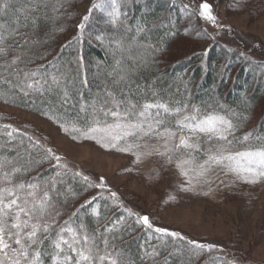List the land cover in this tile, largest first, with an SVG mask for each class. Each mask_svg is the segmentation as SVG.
Here are the masks:
<instances>
[{
    "label": "snow or ice",
    "instance_id": "snow-or-ice-1",
    "mask_svg": "<svg viewBox=\"0 0 264 264\" xmlns=\"http://www.w3.org/2000/svg\"><path fill=\"white\" fill-rule=\"evenodd\" d=\"M141 3L145 13L130 23L132 5ZM68 4L0 0V102L50 122L75 143L130 155L134 167L123 169L130 177L149 163V179L171 173L177 193L207 197L237 183L264 184V125L238 134L246 108L238 112L215 95L198 100L182 77L141 82L174 35L163 17L149 20L148 0H92L75 34L44 48ZM181 11L225 27L207 0H189ZM156 29L167 31L154 44ZM93 42L111 57L110 64L97 61L95 73L84 50ZM168 201L179 203L176 195ZM133 233L135 251L118 243ZM216 248L127 207L103 176L85 175L31 122L0 114V264H195Z\"/></svg>",
    "mask_w": 264,
    "mask_h": 264
},
{
    "label": "rangeland",
    "instance_id": "rangeland-1",
    "mask_svg": "<svg viewBox=\"0 0 264 264\" xmlns=\"http://www.w3.org/2000/svg\"><path fill=\"white\" fill-rule=\"evenodd\" d=\"M177 1L181 9L189 3V0ZM91 2L92 0H85L80 7L81 14H87ZM194 2L199 3L200 0ZM207 2L212 5V11L214 4L216 5L219 23L225 27L218 29L211 24H203V20L197 15L195 19L197 25L194 22L183 24L181 28L183 32H194L198 26L210 33V36L212 34L209 41L184 37L179 39L177 43L187 48V56L199 54L211 41L221 38L245 44L264 57V2L259 0L256 2L207 0ZM181 12L188 15L190 9L189 12ZM169 19L171 23L175 22L174 15ZM228 27L233 36L229 33ZM64 36L69 38L72 34ZM101 48L106 53L105 48L100 46ZM177 59L181 58L177 56L171 61ZM207 63L212 68L211 62ZM253 73L256 85L258 78L256 70H253ZM103 78L102 75L101 79ZM229 89L224 99L228 96ZM0 114L11 115L14 121L31 122L36 134L49 136L52 144L65 154L72 164L79 165L83 172L96 178L103 176L107 184L119 193L129 206L141 214H150L158 226L181 230L197 240L216 243L219 250L223 249L220 252H227L231 260L243 258L244 264H264V184L253 186L237 183L231 189L221 187L207 197L177 193L176 178L171 173L161 171V179H156L155 176L152 179L148 178V170L154 166L151 163L136 166L141 171L130 177L123 171L126 166L134 167L133 158L128 154L105 151L92 142L75 143L63 133H59L50 122L24 109L1 102ZM169 195H176L179 203L169 202Z\"/></svg>",
    "mask_w": 264,
    "mask_h": 264
},
{
    "label": "trees",
    "instance_id": "trees-1",
    "mask_svg": "<svg viewBox=\"0 0 264 264\" xmlns=\"http://www.w3.org/2000/svg\"><path fill=\"white\" fill-rule=\"evenodd\" d=\"M247 1L256 2L258 0ZM259 1L264 2V0ZM84 2L85 0H69V4L66 8L67 15L56 21L55 28L57 31L48 38V43L44 48H56L59 44L65 42L66 39L71 38H66L64 34H75L77 30L75 26L80 22L82 16L85 15L81 14L80 11V7ZM148 7L150 9V12L148 13L149 20H157L158 18L163 17L164 23L174 25L172 28L174 35L165 38L162 51L156 53V63L151 66L150 69H147L142 73L143 80L141 82L157 76H163L166 84L169 80L182 77L188 82L189 87L198 100L207 99L209 95H215L218 100L226 103L238 112L244 111L246 108L248 120L241 129V133L238 134L251 131L258 124L264 125V57L260 56L253 48L238 43L236 40V42H232L221 38L211 41L208 47L201 50L199 54L187 56V48L181 43H177L179 39L184 37L197 41H209L212 34L210 36V33L205 32V30L198 26L194 32H183L181 30L183 24L194 22L195 25H197L198 23L195 21L196 15H187L181 12L177 0H148ZM169 12H171V15L175 16L174 23H171L169 19ZM144 13L145 8L143 3L133 4L130 9V15L133 19L130 23H135V20L140 18ZM213 14L217 17L219 22L215 4ZM203 22V24H209L204 20ZM97 26L98 25L95 24V21H93L92 27ZM60 27L64 28L63 33L59 31ZM165 31H167V29L154 30L152 43L155 44L158 37L163 36ZM229 33L232 35L231 31H229ZM240 42L243 41L240 40ZM84 50L90 62L89 69L92 73L99 71L96 67V60H107L109 64L111 63V57L107 56L102 48L100 49V44L98 42L86 45ZM241 53L244 55H241ZM177 56L181 59L171 61ZM208 61L211 62L212 68L208 65ZM253 70H256L258 77L256 85H254L255 74L253 73ZM228 89L229 94L224 99ZM84 174L89 175L93 180L98 178L89 173L84 172ZM119 197L122 199L120 194ZM122 200L127 207L139 212L129 206L125 199ZM92 226L95 227V225ZM169 229L179 231L189 239H195L181 230L173 228ZM135 236L136 233H133L131 236L125 235L123 241H118V243H126L133 251H135L136 244L133 242V237ZM197 241L204 244H215L217 248L211 252L205 251L195 260V264H206V262L207 264H211L215 262V258L231 260V257L229 258L227 252H220L218 244L213 242L207 243L201 240ZM152 243H156V241H152ZM169 251H171V249H169ZM162 255H167V253H162Z\"/></svg>",
    "mask_w": 264,
    "mask_h": 264
}]
</instances>
